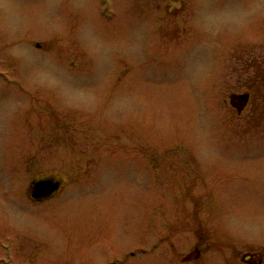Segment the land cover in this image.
I'll return each instance as SVG.
<instances>
[{
  "label": "rangeland",
  "instance_id": "374dc122",
  "mask_svg": "<svg viewBox=\"0 0 264 264\" xmlns=\"http://www.w3.org/2000/svg\"><path fill=\"white\" fill-rule=\"evenodd\" d=\"M239 38L264 57V0H0V264L264 250V143L211 82Z\"/></svg>",
  "mask_w": 264,
  "mask_h": 264
},
{
  "label": "flooded vegetation",
  "instance_id": "af4514ba",
  "mask_svg": "<svg viewBox=\"0 0 264 264\" xmlns=\"http://www.w3.org/2000/svg\"><path fill=\"white\" fill-rule=\"evenodd\" d=\"M243 41L239 38L229 42L220 60H216V56H213L211 82L216 88L215 85H218L226 94L223 99L225 109L234 112L232 114L235 119L232 120L228 131L232 129L236 133V138H242L243 143H249L248 140L245 141L248 138H257V143H264V57L261 52L248 53ZM238 44V48L235 49ZM193 175L196 179H200L198 173ZM225 175L231 174L225 173ZM57 181L61 183L59 189L49 197L40 199L32 196L31 184L28 198L32 204L45 203L57 196L63 187L62 180ZM201 244L202 241L194 247L195 250L186 253L182 259L187 261L200 259L204 251ZM206 249L208 250L209 246ZM236 261H240L239 264H264V250H245L238 255Z\"/></svg>",
  "mask_w": 264,
  "mask_h": 264
},
{
  "label": "water",
  "instance_id": "95a60500",
  "mask_svg": "<svg viewBox=\"0 0 264 264\" xmlns=\"http://www.w3.org/2000/svg\"><path fill=\"white\" fill-rule=\"evenodd\" d=\"M60 181L54 178L41 179L32 183V196L34 198H46L52 195L60 187Z\"/></svg>",
  "mask_w": 264,
  "mask_h": 264
}]
</instances>
